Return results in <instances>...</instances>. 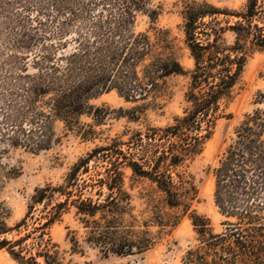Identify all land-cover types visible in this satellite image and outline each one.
Returning <instances> with one entry per match:
<instances>
[{"label":"trees","instance_id":"1","mask_svg":"<svg viewBox=\"0 0 264 264\" xmlns=\"http://www.w3.org/2000/svg\"><path fill=\"white\" fill-rule=\"evenodd\" d=\"M181 2L184 44L193 61L187 71L168 30H137L140 15L152 25L159 15L151 0H0V169L11 150L37 154L58 143L57 122L93 139L95 131L79 118L107 117L90 105L103 93L113 90L139 102L142 112L159 106L169 76L189 79L185 107L169 125L95 146L62 183L35 188L23 217L11 227L0 202V250L17 264H59L56 245L45 236L70 209L86 230V242L117 255L149 249L151 224L175 227L180 218L168 210L191 211L196 189L186 164L226 117L247 60L264 49V0H246L239 11ZM130 117L137 118L133 112ZM125 168L159 195L148 200L151 216L141 223L143 231L133 229ZM212 175L223 229L213 233L207 220L190 216L199 244L186 252L184 264H264V109L244 116ZM17 176L14 168L0 170V190ZM72 244L76 251L75 238Z\"/></svg>","mask_w":264,"mask_h":264},{"label":"rangeland","instance_id":"2","mask_svg":"<svg viewBox=\"0 0 264 264\" xmlns=\"http://www.w3.org/2000/svg\"><path fill=\"white\" fill-rule=\"evenodd\" d=\"M205 1L219 9L239 11L246 0H197ZM150 7L159 12L152 25L146 15L137 19V30L144 31L150 26L166 29L172 39L174 53L184 70L193 67V61L184 44L182 30L181 0H151ZM225 19L222 15L219 20ZM230 21H233L230 19ZM224 38L232 41L230 33ZM189 79L186 75H171L166 79L165 95L157 99V108H147L140 112L139 102H128L115 91L103 93L90 100L95 112L108 115L102 121L94 120L90 113L83 114L80 125L86 129L91 125L95 131L93 139L81 138L75 130L67 129L63 123L55 124L58 143L50 149L34 154L22 149L11 150L2 161L1 172L9 168L18 170V176L5 180L0 190V202L6 210L7 226L15 225L23 217L29 198L34 189L47 183L60 184L79 159L85 157L95 146L105 145L110 139L135 131H144L148 127H164L172 119L181 115L185 107L184 92ZM256 109H264V49L255 51L244 67L240 81L234 89V95L225 109L226 117L217 120L211 138L204 144L202 152L193 161L186 164V171L191 175L196 189V198L191 211L183 214L180 209L168 210L171 215H178L180 220L173 227L161 229L151 225L147 229L152 246L142 252L128 255L107 253L91 243L86 242V230L78 221L73 209L65 212L59 221L47 231L45 238L56 245L59 264H184L185 254L198 244V234L192 225L193 214L204 218L213 233H220L225 218L220 215L213 203L214 179L212 169L221 153L234 138V131L243 121L244 116ZM136 114L137 118L130 116ZM127 132V133H125ZM125 187L131 196V214L135 217L134 230L143 231L142 222L151 216L148 200L159 198L150 183L143 178L131 177V171L124 169ZM72 238L78 242L74 251ZM0 264H17L4 250H0Z\"/></svg>","mask_w":264,"mask_h":264}]
</instances>
